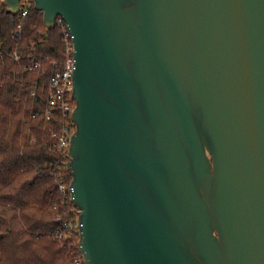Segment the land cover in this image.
Instances as JSON below:
<instances>
[{"label": "water", "instance_id": "95a60500", "mask_svg": "<svg viewBox=\"0 0 264 264\" xmlns=\"http://www.w3.org/2000/svg\"><path fill=\"white\" fill-rule=\"evenodd\" d=\"M31 1L73 36L84 263L264 264V0Z\"/></svg>", "mask_w": 264, "mask_h": 264}, {"label": "trees", "instance_id": "16d2710c", "mask_svg": "<svg viewBox=\"0 0 264 264\" xmlns=\"http://www.w3.org/2000/svg\"><path fill=\"white\" fill-rule=\"evenodd\" d=\"M23 5L26 18L0 0V264H74L83 255L77 245L61 246L55 221L65 213L57 174L72 181L68 155L55 147L54 134L66 123L58 108L46 118L54 63L65 56L64 33L46 28L33 1ZM20 24L23 34L15 37ZM15 51L19 62L10 56ZM35 61L42 66L32 70Z\"/></svg>", "mask_w": 264, "mask_h": 264}, {"label": "built area", "instance_id": "2783aa9c", "mask_svg": "<svg viewBox=\"0 0 264 264\" xmlns=\"http://www.w3.org/2000/svg\"><path fill=\"white\" fill-rule=\"evenodd\" d=\"M24 1V0H23ZM22 1V18H26L29 14V8L24 7ZM56 26H59L64 33L65 43V56L64 60L59 63L55 62L54 65L58 67L57 72L53 75L49 86V109L46 111V118L50 120L53 115V108H58L65 120V126L60 134H54L56 138L55 147L61 151L69 154L70 142L72 134L75 131V126L72 121V113L75 109V100L73 97L74 89V73H75V46L73 36L70 33L68 25L62 16H58L56 19ZM23 34L22 24L19 25L18 31L14 34L15 37H21ZM10 56L14 57L16 61H20L21 57L17 52H13ZM35 56L33 55L32 58ZM42 66L41 61H35L31 66V69H37ZM74 126V128H72ZM58 188L63 194V209L64 214H58L56 216V223L59 228L56 232V236L62 247L74 248L75 245L79 247L80 234L78 228L79 210L72 203V188L71 183H67L65 177L62 174H57ZM72 214L75 218H68L67 215ZM74 264H84V260L77 258Z\"/></svg>", "mask_w": 264, "mask_h": 264}]
</instances>
